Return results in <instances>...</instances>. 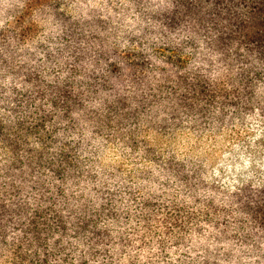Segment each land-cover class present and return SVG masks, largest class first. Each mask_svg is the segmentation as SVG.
I'll return each mask as SVG.
<instances>
[{
    "label": "rangeland",
    "instance_id": "obj_1",
    "mask_svg": "<svg viewBox=\"0 0 264 264\" xmlns=\"http://www.w3.org/2000/svg\"><path fill=\"white\" fill-rule=\"evenodd\" d=\"M162 1L0 0V112L9 94L35 92L40 80L51 81L62 69L59 53L80 37L97 38L88 47L106 53L132 54L133 41L140 51L165 48L161 31L144 35L146 7L156 9ZM175 36L185 38L181 31ZM128 84L130 109L147 111L151 104L143 107L139 100L149 88L134 94ZM251 94L247 109L236 100L212 124L183 117L182 128L169 136L156 137L166 107L138 113L110 138L95 135L97 121L81 123L73 139L85 146L79 157L85 177L72 190L96 207L98 199L111 207L102 221L110 238L97 256L81 261L85 247L79 244L74 254L48 264H264V234H258V177H264L258 103L264 88L254 86ZM109 98L104 92L95 104L101 109ZM6 208L12 215L0 217V264H39L37 247L14 260L30 216L20 219L16 206Z\"/></svg>",
    "mask_w": 264,
    "mask_h": 264
},
{
    "label": "trees",
    "instance_id": "obj_2",
    "mask_svg": "<svg viewBox=\"0 0 264 264\" xmlns=\"http://www.w3.org/2000/svg\"><path fill=\"white\" fill-rule=\"evenodd\" d=\"M144 18V35L161 31L165 48L140 51L133 41L132 54L106 53L88 47L97 38L80 37L66 47L67 53H59L62 69L51 81L39 79L35 92L14 91L6 97L0 112V217L12 215L7 206H16L20 219L30 216L14 260L37 247L35 262L48 264L64 253L74 254L81 244L83 261L97 256L110 238L102 221L111 207L101 199L96 207L72 190L85 177L79 158L85 146L73 139L81 123L97 121L95 135L110 138L138 113L166 107L156 137L169 136V130L182 128L183 117L212 124L236 100L238 108L247 109L253 87L264 88V0H163L156 9L147 6ZM178 31L184 39L175 36ZM86 54L93 58L91 69ZM127 84L134 94L149 88L139 100L143 107L151 104L147 111L130 109ZM104 92L110 98L100 109L95 103ZM155 111L150 113L162 114ZM258 121L264 126L263 101ZM258 145L264 150V132ZM258 179V234H264V177Z\"/></svg>",
    "mask_w": 264,
    "mask_h": 264
}]
</instances>
